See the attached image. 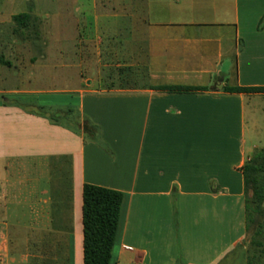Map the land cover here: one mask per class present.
I'll return each mask as SVG.
<instances>
[{"label": "crops", "instance_id": "1", "mask_svg": "<svg viewBox=\"0 0 264 264\" xmlns=\"http://www.w3.org/2000/svg\"><path fill=\"white\" fill-rule=\"evenodd\" d=\"M108 1L68 18L65 63L52 48L38 82L67 89L28 87L25 59L0 65V259L84 264L90 184L124 194L111 264H222L237 250L248 264L242 170L264 149V93L225 88H264V0L93 4ZM56 93L77 109L40 103Z\"/></svg>", "mask_w": 264, "mask_h": 264}, {"label": "rangeland", "instance_id": "2", "mask_svg": "<svg viewBox=\"0 0 264 264\" xmlns=\"http://www.w3.org/2000/svg\"><path fill=\"white\" fill-rule=\"evenodd\" d=\"M0 0V56H4L9 60L25 59L28 65V71H31V80L27 81V85L33 89L51 88L67 89V84H40L38 80L47 79L50 76L51 67L50 61L54 56L53 47H59L60 62L67 60V26L72 22L68 20L69 17L75 15L80 18L83 12H112L116 8V4L98 3L94 7L93 0ZM21 12H30L33 15L30 29L26 32V37H18L13 30L15 23L12 16ZM74 22V21H73ZM58 30V36H54V31ZM56 32V31H55ZM59 44L56 45L57 39ZM21 47V51L18 48ZM62 50V53H61ZM98 52V51H97ZM92 63L97 68L94 69V76H97L98 69V55L93 52ZM62 54V57H61ZM56 55V52H55ZM55 59V58H54ZM43 63L44 67L41 66ZM48 66V67H46ZM83 71V69H81ZM111 73L114 69H111ZM56 70L53 71V73ZM66 70L58 69L59 76ZM29 75V74H28ZM104 86V84H103ZM40 103L50 102L59 103L60 105H72L77 109L78 97L73 94H49L40 95ZM63 106H61L63 108ZM60 107V108H61ZM53 116L63 119L61 112L52 111ZM64 120H66L64 118ZM262 144L264 146V132L262 133ZM90 139V138H88ZM2 213H0V234H1ZM20 246V247H19ZM248 264H264V247L255 249L249 243L246 245ZM26 250V245H8L5 246V251H19ZM3 250V245L0 243V252ZM237 251L233 253L234 256L224 261L222 264H234L237 258ZM19 261V260H17ZM13 261L9 259H0V264H11ZM16 262V261H15Z\"/></svg>", "mask_w": 264, "mask_h": 264}, {"label": "trees", "instance_id": "3", "mask_svg": "<svg viewBox=\"0 0 264 264\" xmlns=\"http://www.w3.org/2000/svg\"><path fill=\"white\" fill-rule=\"evenodd\" d=\"M14 34L28 31L32 16L27 13L13 16ZM259 29L264 28V19ZM0 65L10 66L4 56ZM169 90H192L169 87ZM230 93H264V88H225ZM245 182L246 238L255 249L264 247V149H257L243 166ZM124 194L122 192L86 184L83 189L84 264H111L116 242Z\"/></svg>", "mask_w": 264, "mask_h": 264}]
</instances>
